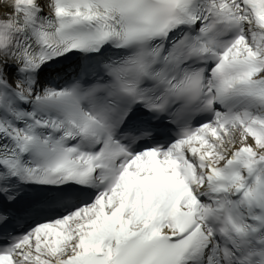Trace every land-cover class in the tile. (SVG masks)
<instances>
[{
  "label": "snow or ice",
  "instance_id": "obj_1",
  "mask_svg": "<svg viewBox=\"0 0 264 264\" xmlns=\"http://www.w3.org/2000/svg\"><path fill=\"white\" fill-rule=\"evenodd\" d=\"M0 264H264V0H0Z\"/></svg>",
  "mask_w": 264,
  "mask_h": 264
}]
</instances>
